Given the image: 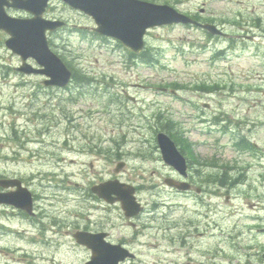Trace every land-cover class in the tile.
Here are the masks:
<instances>
[{
	"label": "rangeland",
	"instance_id": "rangeland-1",
	"mask_svg": "<svg viewBox=\"0 0 264 264\" xmlns=\"http://www.w3.org/2000/svg\"><path fill=\"white\" fill-rule=\"evenodd\" d=\"M146 1L195 15L232 38H210L197 28L180 25L153 28L145 37V51L152 60L148 63L142 59L145 55L132 59L118 42L92 35L94 24L85 15L64 6L56 8L67 27L61 39H53L57 46L53 52L83 76L84 83L77 90L73 84L67 91L51 90L40 77L19 76L13 70L19 60L0 43V155L5 157L11 148L6 136L14 131L49 134L46 140L66 139L65 134L109 137L112 162L105 167V176L139 184L146 205L155 206L152 214L161 218L144 229L140 245L133 250L136 258L125 264H264V0ZM125 93L136 101L125 100ZM168 123L191 143L189 156L196 164L197 185L216 188L209 181L219 169L233 176V185L221 187L217 199L210 193L204 199H188L163 183L171 169L157 159L155 134ZM47 151L62 154L59 164L65 171L59 173L63 172L65 184L56 178L55 187L70 184L65 176L82 183L102 170L95 156L77 168L76 157L64 150L63 143ZM116 153L126 163L118 174ZM40 163L16 166L22 174L42 180L38 176L44 173L36 166L51 168L54 159ZM224 164L229 167L221 169ZM0 172L10 171L0 168ZM48 186L39 189L47 195L46 227L55 226L49 222L52 218L59 223L55 234L47 235V246L39 249L43 255L39 262L84 264L90 251L64 239L71 223V193ZM203 213L209 215L208 223L215 221L216 231L203 229ZM8 224L20 230L26 226L17 219ZM190 233L184 246L182 238ZM25 240L17 234L9 244L24 245L30 252ZM4 252L0 264L5 263ZM8 258L25 257L22 251H13Z\"/></svg>",
	"mask_w": 264,
	"mask_h": 264
},
{
	"label": "flooded vegetation",
	"instance_id": "flooded-vegetation-1",
	"mask_svg": "<svg viewBox=\"0 0 264 264\" xmlns=\"http://www.w3.org/2000/svg\"><path fill=\"white\" fill-rule=\"evenodd\" d=\"M59 7H63L61 1L50 0L46 7L44 17L49 20L60 19V16L56 14V8ZM4 10L8 16L13 18H28L30 16L29 14L18 11L15 8H7L5 6ZM199 13L203 14L204 9L202 8ZM191 16L194 19H197L195 15ZM57 37L61 39V32L56 31L53 33H47L51 50L57 48L56 44L53 42V39H56ZM4 38H6L5 34L0 32V39L4 40ZM231 38L232 37L229 36L227 39ZM13 69H15V67H13ZM50 89L52 90L53 88ZM75 89L77 90V88ZM205 108H208V105H206ZM45 135L49 134H15L13 132V134L6 136L7 141L9 144H11V148L8 149V153L5 155V157L0 155V168L10 172H0V181H9L10 184L7 186L0 184V195L8 193L14 194L18 190L26 189V191H29L32 195V214L25 210L18 209L13 205L0 203V254L5 251V258H3L5 263L2 264H47L46 262L48 260L45 262H39L40 258L43 257L39 249L41 247L47 246V244L50 242L47 235L50 233L55 234L53 229L56 226V223H59L58 220L55 222L52 218L49 222L53 223L55 226L46 227L47 223L45 222V218L47 215L46 210L44 209V202L47 198V195L41 194L39 189L44 186L43 189L47 190V185H49L48 187L50 189L52 187L55 189L57 188L58 190L60 189V191L63 192L67 191V193H71V223L64 234V239L70 240L72 242H69L71 245L74 244L77 248L80 247L84 250L90 251V248L81 241H92L96 246H117L128 250L129 252H133V250L136 249L141 243L140 239L144 235V229L147 227L149 228V225H152L157 221V219L160 220L161 218L157 214H152V212L155 211V206L149 209L148 205H146L147 202L146 199H143L141 196L142 189L139 184L132 185L127 181H121L119 178H117L118 176L112 177L109 174L108 176H105L104 172L105 170L107 171L105 167L109 166L110 162H112L110 161V154L112 153L113 148L110 147V138H107L104 135L99 136L98 134H91L90 136L65 134L64 137L66 139H59L63 136H50L51 138L46 140L45 137L48 138V136ZM186 141L187 139L185 142ZM62 143L64 150L71 152L76 157L75 160L77 161V168H83L85 165H88L89 163L87 161L89 160V156H95L97 158L96 162L99 161L102 164L101 172L96 173L90 181H81L82 183L77 181L79 180L78 178L76 180L73 176H65V181L70 184H67L64 187H55L54 183L57 181L56 178L59 179L60 185L64 183L62 179L63 172L59 173L60 170L65 171L62 165L59 164L62 154L48 152L47 148H56V146L61 145ZM187 143L188 144H185V154L187 155V157H185L187 164L186 175L182 178L170 168V175H167L168 177L164 178L163 183L168 178L174 179L177 182L183 181L185 183V191L183 193L188 199L191 197H202V199H204L203 197L206 196V193L216 195L214 198L217 199V197H219L218 194L222 189L221 187L233 185V176L231 173L229 176H226V173L224 172V174L223 171L219 169V171L213 176V179L211 178L209 181L210 183L215 184L217 186L216 188H211L210 186L205 187L204 184H201V186L197 185L195 183V178L196 176L198 177L196 172V164L192 163L190 160L189 154H191V143L188 141ZM155 149V154L157 159H159L160 156L158 149ZM115 156L116 159L113 160L116 162L114 171L117 174L122 173V170L125 169L126 163L122 161L123 158L120 154L116 153ZM26 157L28 159H26ZM53 159L54 163H52L51 168H48L46 165L36 166L44 173L43 176L42 173L38 176L42 177V180L34 179L35 177L31 178L30 176L22 174L20 168L16 166L20 165L19 163H26V161L33 165L41 164V161L49 164L50 160ZM220 167L223 169L228 168L229 166L224 164ZM52 181L53 184H49ZM109 181H118L120 184L133 187L134 203L136 206L138 205V213L134 214L130 218H127L124 211L122 210L120 204L121 202L115 201L113 199L116 198L115 195H110L108 202L105 199L100 198L98 194L93 191V189L96 187H100ZM42 182L44 185L41 186ZM38 184H40L39 188ZM149 186L153 188L152 182L149 184ZM105 189L106 188L103 187L100 191H104ZM172 190L176 191L172 188L169 189V191ZM176 192L179 193L178 191ZM110 200L113 201L110 202ZM208 208H211L210 205ZM94 212L99 214L96 216L94 215ZM111 212L114 214H111ZM209 212L212 211L209 210ZM203 214L202 223L207 225L203 226V229H210L212 232L216 231L215 221L212 219L211 224L208 223L206 219L209 218V215H206V213ZM111 215L113 216L111 217ZM15 219L26 225L23 230L8 224V222L12 223ZM212 223L215 224L214 227H212ZM192 228L193 230L195 229L194 227ZM17 234L19 236H23V238L26 239L25 241L31 247L30 252L24 247V245L20 244L19 246L14 247L12 243L9 244V242H11L12 236ZM191 236L192 233L186 236V244L188 242L187 239H190ZM13 251H22L23 257L25 258L15 260L9 259L8 255ZM133 255L134 257L131 260L136 258V255ZM131 260L126 259L120 264H125Z\"/></svg>",
	"mask_w": 264,
	"mask_h": 264
},
{
	"label": "water",
	"instance_id": "water-1",
	"mask_svg": "<svg viewBox=\"0 0 264 264\" xmlns=\"http://www.w3.org/2000/svg\"><path fill=\"white\" fill-rule=\"evenodd\" d=\"M0 0V30L9 38L5 41L7 49L19 55L22 66L17 70L25 74H41L49 78L43 82L45 86L66 87L71 79V71L64 62L53 54L46 41V31H53L64 22H49L42 19L47 0ZM74 10L89 16L94 24L93 31L104 37L113 38L121 42L134 53H140L144 48V36L150 29L169 25H192L213 36H226L218 27L208 23H199L189 16L178 12L165 4H156L142 0H62ZM32 14L31 19H12L6 15L3 5ZM33 59L39 69L26 63ZM42 68V69H40ZM163 162L172 167L180 175L186 174V161L178 151L172 139L161 132L156 136ZM169 186L184 190V183L174 184L166 180ZM7 186L9 181H0ZM18 185V184H17ZM104 191H99L102 188ZM98 190V191H97ZM99 197L109 202L110 195L122 204V209L127 217L138 212L134 203L132 187H125L116 181L107 182L101 187L93 189ZM113 200H110L112 202ZM0 203L13 205L18 209L32 214V195L26 189H21L14 194H1ZM91 250L90 260L85 264H118L126 257H133L128 251L117 246H96L92 241H81Z\"/></svg>",
	"mask_w": 264,
	"mask_h": 264
},
{
	"label": "trees",
	"instance_id": "trees-1",
	"mask_svg": "<svg viewBox=\"0 0 264 264\" xmlns=\"http://www.w3.org/2000/svg\"><path fill=\"white\" fill-rule=\"evenodd\" d=\"M142 55H145L142 59L143 61H146V62H151V57L147 55L146 51L142 53ZM141 55V56H142ZM150 59V60H149ZM64 60V59H63ZM65 61V60H64ZM66 65L71 69V67L69 66L68 62L66 61ZM81 82H83V79L81 80L80 78V75L76 74L74 71H73V84H79ZM168 125H171V123L163 126V128H161V131L162 132H165L166 134H168L175 142L178 143V147L180 148V151L181 153L183 154L184 152V142H185V138H182L180 137L179 135L181 133H178V132H174L173 129H172V125L171 126H168ZM183 134V133H182ZM264 252V251H263Z\"/></svg>",
	"mask_w": 264,
	"mask_h": 264
}]
</instances>
